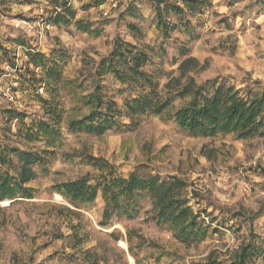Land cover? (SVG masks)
Wrapping results in <instances>:
<instances>
[{
	"label": "rangeland",
	"instance_id": "1",
	"mask_svg": "<svg viewBox=\"0 0 264 264\" xmlns=\"http://www.w3.org/2000/svg\"><path fill=\"white\" fill-rule=\"evenodd\" d=\"M164 1L184 7L182 0ZM205 1L183 17L165 12L163 2V15L175 26L164 38L152 0H3L0 148L36 151L46 155V162L34 166L37 176L26 184L32 198L0 201V264H233L251 247L259 252L246 264H264V134L195 136L174 119L189 101L176 94L189 84L216 80L245 97L264 94V0ZM56 7L74 13L69 24L49 22ZM77 22L95 32L78 30ZM119 42L148 54L140 68L147 82H124L102 71V61ZM28 51L63 58L57 86H32L30 77L40 78L42 70L29 65ZM97 87L104 101L121 110L125 101L152 89L163 101L175 97L159 114L120 116V127L102 135L71 130L69 121L90 112L88 97ZM40 97L53 99L61 111L59 134L30 141L25 135L33 121L54 125ZM8 111L24 115V121L10 118ZM88 155L107 162L119 176L137 170L181 178L207 234L190 243L179 240L174 230L152 220L148 198L140 200L133 217L114 215L102 225L100 194L94 203L75 207L56 190L101 174Z\"/></svg>",
	"mask_w": 264,
	"mask_h": 264
},
{
	"label": "trees",
	"instance_id": "2",
	"mask_svg": "<svg viewBox=\"0 0 264 264\" xmlns=\"http://www.w3.org/2000/svg\"><path fill=\"white\" fill-rule=\"evenodd\" d=\"M184 7L178 3L152 0L156 6V26L164 38H169L172 29L167 18L160 8L164 2L163 10L183 17L186 10L194 14L198 6L206 4L205 0H182ZM74 13L70 8L63 7L49 22L54 25L69 24ZM69 18V19H68ZM63 22V23H62ZM77 29L82 32L93 33L88 24L77 22ZM135 29V27H134ZM19 45H25L23 39H17ZM185 48V47H184ZM188 49H183L186 54ZM29 65L40 68L42 75L37 78L35 74L29 79L32 86L46 82L49 86H57L62 79L59 62L63 58L47 57L40 52L28 51ZM149 59L144 50L135 45L116 43L112 56L102 61L101 69L104 73H113L122 81L127 78L136 83L147 82V76L140 68ZM14 67V65H12ZM125 72H128L125 74ZM26 81V77L22 78ZM49 88V87H48ZM53 92L51 89H47ZM177 97L189 98L174 115L178 127L195 136L210 137L219 133H234L241 138H251L264 134V94L245 97L234 86H226L216 80H209L201 85L189 84L178 91ZM175 96H168L162 100L152 89L150 93L141 92L137 97L125 101V110H121L111 101H104L101 88L89 95L87 104L91 107L88 115L80 119L69 121V128L73 131H83L94 135H102L117 127L121 122L119 117L124 115L134 117L144 113H161L171 104ZM41 98V97H40ZM45 114L49 121H33L25 135L30 141L42 137L54 138L59 134L58 125L62 120V113L52 104V100L41 98ZM10 118L24 121V115L15 111H8ZM48 153V151H45ZM17 158L18 164L13 158ZM87 161L97 167L101 174L96 178L83 177L76 181H69L58 185L56 190L66 197L75 207L92 204L99 194L104 200L102 225L106 226L114 215L133 217L138 213L140 200L148 198L152 206V220L159 226H167L174 230L175 236L185 242L195 241L208 232V228L199 220L189 200L185 196L187 184L177 176L162 178L159 175L140 174L137 170L127 177L115 175L113 167L101 158L85 156ZM46 155L36 151H22L17 148H0V201L5 199L32 198L33 190L26 186L37 176L34 166L44 164ZM92 181H95L92 183ZM59 195V194H58ZM4 203H10L8 200ZM259 252L256 247L246 248L233 264H246Z\"/></svg>",
	"mask_w": 264,
	"mask_h": 264
},
{
	"label": "built area",
	"instance_id": "3",
	"mask_svg": "<svg viewBox=\"0 0 264 264\" xmlns=\"http://www.w3.org/2000/svg\"><path fill=\"white\" fill-rule=\"evenodd\" d=\"M3 2V0H0V4ZM44 11H45V8L44 7H41L40 8V12L44 14ZM56 12H60V9L58 7H56ZM2 29V25H1V22H0V30Z\"/></svg>",
	"mask_w": 264,
	"mask_h": 264
}]
</instances>
